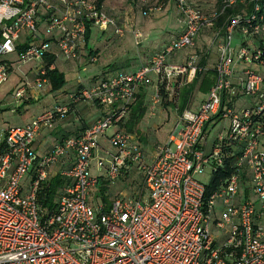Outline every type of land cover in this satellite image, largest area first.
<instances>
[{"label": "built area", "instance_id": "2783aa9c", "mask_svg": "<svg viewBox=\"0 0 264 264\" xmlns=\"http://www.w3.org/2000/svg\"><path fill=\"white\" fill-rule=\"evenodd\" d=\"M96 1L0 0V87L16 62L37 63L32 81L13 95L16 103L47 89L59 60L97 61L85 49L88 28L125 35L126 27ZM175 2L184 31L161 53L134 73L98 80L70 96L72 103L88 100L106 109L83 133L38 154L41 131L69 115L65 104L0 130V264H264V0ZM236 7L238 13L215 28L224 11ZM206 30L218 53L213 85L196 111L177 113L174 130L148 162L137 136L120 127L140 86L153 85V114L162 91L174 101V92L194 79L196 56L182 65L169 58L193 48ZM141 38L134 32L137 45ZM214 120L227 125L208 149ZM233 157L238 172L217 190L198 180L206 168L226 170ZM135 168L143 182L132 198L119 195L107 210L90 202L100 183ZM56 174L66 184L56 205L44 208L39 193Z\"/></svg>", "mask_w": 264, "mask_h": 264}, {"label": "rangeland", "instance_id": "374dc122", "mask_svg": "<svg viewBox=\"0 0 264 264\" xmlns=\"http://www.w3.org/2000/svg\"><path fill=\"white\" fill-rule=\"evenodd\" d=\"M156 8L160 5H162V2L158 0L156 3ZM176 6V4H175ZM158 9V8H157ZM156 10V9H155ZM155 10L150 11L147 13V15H142V12L140 11V19L142 20L145 16V20L149 21L154 13ZM161 11H158V15H162L161 12H163L165 9H161ZM141 34V33H140ZM163 34L161 35L154 33L151 35L149 42L148 40H143L141 38L139 40L140 44L137 45L135 43V39L131 35H125L124 37H119L114 33V30L110 29L106 32V34L101 33L98 29L93 28L91 33V42L90 45L93 49L97 50H104V54L101 55L100 60L93 63H85L82 64L74 63L76 66L74 68L73 73L78 74L81 82L84 85L88 84V81L90 79H97L103 75H111L114 73V71L118 69H128V66L124 64L126 61H130L132 59L138 60L139 54L142 50H144L148 44L151 43H161L163 40ZM99 36V37H98ZM118 41L125 42L127 45L120 46L122 49H117L115 44H118ZM25 42V35L18 41V44H23ZM113 42V43H112ZM239 43V40L237 38H234L233 45L236 46ZM197 49L193 50L198 56L199 53L201 55L205 54L207 52L206 56V69L211 68L213 63L215 64V61L218 57L217 48L215 45H211V38L210 36H204L201 37V39L196 44ZM150 50L148 52H153L155 49L154 47H148ZM86 52L89 54L88 51V45L85 46ZM127 50L126 53H122L123 50ZM112 51H114V54H112ZM191 52L190 49H185L181 52H179L175 57V59L172 60V57L169 58L170 63H175L177 65H182L187 58L186 56ZM195 54V55H196ZM124 55L129 56V58L124 57ZM194 55V56H195ZM196 56L194 59L193 65L195 68H198V64L200 62V58ZM12 60L15 62L18 61V55L13 54L10 56ZM111 57V58H109ZM199 58V59H198ZM132 60L131 62L135 61ZM112 65V66H111ZM37 66V63H27L24 64L22 62H16L13 66V70L10 72L8 80L0 87V103L2 105V108L0 109V130H4L7 126H16L19 125V123L23 120H29L32 117L36 116L37 114L41 113L45 109L57 105L58 103H62L68 96V94L75 91L76 87V80H71V82L67 83L61 90L59 91H50V86L41 91L37 98H33L30 101L26 103L18 104L15 102V100L12 98L15 92L19 87L22 86L23 83H26L28 81H32L33 74L35 71V68ZM214 66V65H213ZM57 67L60 71L65 72L67 75V65L64 63V61L60 60L57 63ZM84 67L85 70L81 71V68ZM194 79H192L191 82L188 84H191ZM33 91L30 93L32 94ZM148 100L150 99L151 102V95L152 91L148 90ZM207 93L198 92V90H195L192 96V102L197 103L199 99H202L206 97ZM198 97V98H197ZM171 101V100H169ZM163 102L160 103V105ZM177 105L180 106V101L176 100ZM167 104V103H166ZM164 108H167L162 104ZM170 107V106H169ZM151 103L149 104V109L146 117L144 118L143 122V129L146 132V138L143 137V140L141 141L143 145L145 146L144 149L147 151V153L153 152V150L156 148L157 145L163 144L167 141L169 134L174 130V127L177 122L176 117V110L173 107L168 108L167 110H163L159 107V105H156V109L154 111V117L150 118L148 116H152L151 111ZM179 113V112H177ZM227 125V121H218L214 120L208 125V149L210 148V145L214 142V139L220 134V132L223 131L224 126ZM116 130L115 128L109 129L106 134L110 137L112 133ZM139 133V134H138ZM139 138L142 132L138 130ZM141 133V134H140ZM103 145L109 150L110 147L108 146V143L106 141H102ZM150 161V158H148V162ZM93 174H96L95 170H92ZM212 171L210 168H206L201 174H199L198 180L202 182L204 185H209L212 180ZM143 182L142 174L135 168L132 170L131 175L128 177L127 180L123 179V181L111 183L110 187L107 188L108 197H115V196H121L125 195L128 198H132L134 194V190L137 189L138 185H141ZM100 188V187H99ZM99 189L92 190L89 200L95 205H100L101 202V195ZM147 198V196L145 197Z\"/></svg>", "mask_w": 264, "mask_h": 264}, {"label": "crops", "instance_id": "0c3cea01", "mask_svg": "<svg viewBox=\"0 0 264 264\" xmlns=\"http://www.w3.org/2000/svg\"><path fill=\"white\" fill-rule=\"evenodd\" d=\"M102 9L104 10V12L108 16L116 19L120 26L126 27L125 35H131L134 37V32L138 31L142 34L143 40H148V42H149V39H150L152 34L157 33V34L161 35L162 32H164L163 37H162L163 40L161 41V43L154 44V43L150 42L148 44L149 46H147L144 50H142L140 52L138 60L132 59L135 61L131 62L132 60H130V61H126L124 63L128 66V69H118V70L114 71L113 74L106 75L107 77H112V76H115L116 74H123V73L130 74V73L136 72L139 68H141L142 66L149 63L150 60L157 53H159L161 50H163L166 47V45H168L172 39L179 36L184 30V24H183V22L179 16L177 7L175 6V4L173 2H169L166 6L161 7V9H165L163 12H161V14L163 13L162 15L157 14L158 11H161L160 8L156 9L158 11L155 10L153 17L149 21L145 20V16L142 20L140 19V16H141L139 14L140 9H139V6L137 5L136 0H106L104 2V4L102 5ZM101 33L106 34V32H101ZM90 42H91V38L88 41V51L91 54L97 53L98 58H99L98 61H99L101 55H103L105 51L100 50V49H97V50L93 49L90 45ZM114 45L119 50L122 48V47L120 48V46H123V45L126 46L127 44L125 42L118 41V44L114 43ZM148 47H154L155 50L153 52H148L150 50V48H148ZM126 52H127V50L124 49L122 53L124 54ZM112 54H114V51H112ZM124 57L129 58V56H127V55H124ZM109 58H111V57H109ZM175 58L176 57L173 56L172 60ZM64 63L67 65V68H66L67 75L65 74V72H62V71H60V72H62L64 74L66 84L71 82L72 79L76 80L77 83H76L75 91L68 94L67 95L68 97L62 103H58L57 105L67 104L69 102L70 96L72 94H74L76 92L77 93L81 92L85 89H89L98 80V78L95 80L93 79V81H92V79H90L88 81V84L84 85L81 82L78 74L73 73L74 68L76 67L74 65V63L65 62V61H64ZM82 70H85V68L82 67L81 71ZM151 79L153 81L155 80V78L153 76L151 77ZM152 87H153V85H151L149 87V90H151L153 92ZM148 93H150V92H148ZM204 96L202 97V99H199V101L197 103H193L192 102L193 100L191 98L189 105H187L186 107L192 111H196L198 109L200 103L206 98V97L204 98ZM149 104H150V99L148 100V95H147L146 100L144 102V105L146 106V111H145L144 117L138 123L135 131L130 132L131 134H134L135 136H137V140L140 142L146 158H151L153 156V152L156 149L155 148L153 150V152H151V154L147 153V151L144 149L145 146L141 142L143 140V137L144 138L147 137L146 136L147 134H146L145 130L143 129V122H144V118L146 117V115L148 113ZM55 106L56 105L45 109L44 111H42L41 113L37 114L36 116L32 117L29 120L21 121L19 123V125L7 126L5 129H7L9 127L24 126V125L28 124L29 122H31L34 118L38 117L39 115H41L45 111H48ZM159 107L162 108L163 110H167L168 108H170V107L164 108L162 106V104L159 105ZM1 108H2V105L0 106V109ZM105 112H106V109L99 107L97 104H95L91 101H88V100L80 101L79 103H77L76 105L73 106V110L66 117V119L56 122L52 129H44L41 131L39 137L36 140L35 149L37 150L38 154H40V155L45 154L47 151H49V149L57 141H60L63 138L75 137V136L83 133L90 126H92L94 124V122H96V120H98L100 118V116L103 115ZM150 115H152V116H148V117H150V118L154 117V113L153 114L151 113ZM176 117H177V112H176ZM120 128L123 131L128 132L126 130V128L123 127V125H121ZM138 130H140V132H142V134L140 133L141 134L140 138L138 135L139 134ZM103 141H105V140H103ZM159 145H161V144H159ZM159 145H157V146H159ZM119 181L120 180H116L115 182L119 183ZM115 182H113V183H115ZM101 205H102V203H101ZM109 205H110V199H109Z\"/></svg>", "mask_w": 264, "mask_h": 264}, {"label": "trees", "instance_id": "16d2710c", "mask_svg": "<svg viewBox=\"0 0 264 264\" xmlns=\"http://www.w3.org/2000/svg\"><path fill=\"white\" fill-rule=\"evenodd\" d=\"M105 1L106 0H97L96 1L97 6L99 8L102 7V5L104 4ZM160 1L162 2V5L158 6L157 8L164 7L169 2H173L174 4L176 3L175 0H160ZM136 2H137V5L139 6L140 11L142 12V15H147V13H149L150 10L157 9L155 6H157L156 3L158 2V0H152L151 4H149L147 6H145V5L141 6V4L139 5L137 0H136ZM209 4H211V3L209 2ZM215 7H219V3H217L215 5ZM218 11H220V9H218ZM238 11H239V7L226 9L223 13V17L216 21V27L215 28L220 27V26L222 27L223 22L227 18H229L230 16L238 13ZM92 30H93V28H88V30H87L86 46L88 45V41L91 38ZM211 33H212V31L206 30L205 32H203L202 34H200L198 36V38L196 39V42H195V46L193 48H189L191 50V52L186 56L187 57L186 60L189 59L191 56H194L196 54V53H193V52H195L193 50L197 49L196 44L201 39V37L210 36V38H211V35H212ZM170 42H169V44H170ZM168 45H166V47ZM163 50H161L159 53H161ZM178 53H176L173 56H176ZM93 55L98 57L97 53H94ZM207 55H208L207 52H205V54H203V55H201V53H199V56L197 54L195 55V56H198L200 58V62L198 64V68H197V72H196V75L194 77V80L191 84H185L179 90V92H174V95H175L174 101H172V99H169L168 96L165 94V92L162 91V100H163L162 104H164V106H166V107L170 106V107H173L174 109H176V105H177L176 100H178V101H180V106L178 104L177 109H178V112L181 114L187 108L186 106L189 105L190 100H191L195 90H198V92H202V93H207L209 91V89L211 88V86L213 85V82H214V67H215V64L217 62V59L215 61V64L213 63L214 66L212 65L211 68L206 69V64H207L206 56ZM52 63H54V60H52V59L46 60V64L50 65ZM173 64H175V63H173ZM106 78H108V77L106 75H103V76L99 77L98 80H101V79L104 80ZM49 81H50V91L51 92L59 91L66 85L65 76L62 72H60L58 67L53 72H50ZM150 86H151L150 84H148V85L144 84V85L140 86L138 93L136 95V98H135L134 102L131 104V112L129 114V117H128L127 121L124 124H122L123 127H125L129 133L135 131L138 123L144 117V114L146 111V106L144 105V102L146 100V96L148 95V90H149ZM72 95L80 96V92H78V93L76 92ZM30 100L31 99L28 96H26V99L23 101V103H26ZM169 100H171V101H169ZM76 104L72 103L71 100H69V102L67 104H65V105H68V107L70 109L69 114L73 110V106ZM234 159H235V157L231 158L229 160V162L226 163L227 164L226 170H219L213 174L212 180H211L210 184L208 185L210 191H215L218 188H220L222 185H224L226 183V180L228 179V177L233 172H238L236 166L233 163ZM56 170L57 169H55V171ZM132 170L133 169L123 170L121 173H119L116 180H120V181H123V179L127 180L128 177L131 175ZM115 181H108L107 180V181L100 183L99 186L97 187L99 189L98 191H100L101 202H102V206L104 207V210H107L110 206L109 205V199H110V203H111L112 199L117 197V196L108 197V192H107V188H109L111 183H113ZM65 184H66L65 180L63 178H61L60 175H58V174L51 175L50 178L48 179L47 183L44 184L41 192L39 193L40 205L44 208L52 209L56 205V199L59 197V194H60V192H61V190ZM243 184H244V189L248 190V187L245 186V184H246L245 180H244ZM135 191L136 190H134V193H135Z\"/></svg>", "mask_w": 264, "mask_h": 264}]
</instances>
